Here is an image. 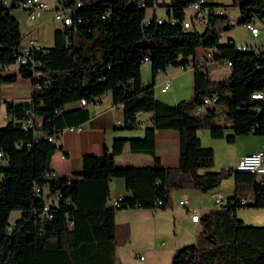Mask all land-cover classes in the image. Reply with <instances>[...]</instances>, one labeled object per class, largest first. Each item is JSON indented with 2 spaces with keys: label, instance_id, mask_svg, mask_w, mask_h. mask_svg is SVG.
Returning a JSON list of instances; mask_svg holds the SVG:
<instances>
[{
  "label": "trees",
  "instance_id": "16d2710c",
  "mask_svg": "<svg viewBox=\"0 0 264 264\" xmlns=\"http://www.w3.org/2000/svg\"><path fill=\"white\" fill-rule=\"evenodd\" d=\"M23 1L0 0V95L2 85L18 75L31 78L34 85L30 99L7 103L11 118L0 126V264H121L117 247L129 240L130 228L116 222L118 209H155L158 200L163 201L158 207L165 208L172 188L208 191L230 175L237 193L225 206L200 215L198 241L178 247L170 264H264V225L244 223L236 214L240 207H264V174L233 166L208 170L214 165V149L203 146L198 135L208 129L228 143L242 134L264 136V48H241L233 38L220 44L221 32L234 25L228 6L205 0L204 6H221L225 12H209L208 24L200 30L183 26L186 7L196 0H170L161 22L155 14L147 20V8L156 0H62L71 9L72 23L55 30L53 45L33 48L18 74H5L22 48L20 21L11 10ZM232 6L240 9L239 23L264 16V0H233ZM218 46V58L231 61L227 76L214 78L207 67L195 66L189 98L171 104L155 96L158 71L187 65L200 47ZM146 57L153 78L143 84ZM106 91L122 103L124 129L139 126L138 113H151L144 135L116 137L111 151L86 154L83 168L71 176L52 175L49 163L61 147L59 133L89 117L87 107L68 109L66 104L93 100ZM206 97L215 100L206 104ZM201 105L205 110L196 112ZM29 110L41 124L23 126ZM156 128L179 131L181 175L155 154ZM126 145L151 154L152 163L118 165L115 156ZM115 176L124 177L130 191L119 206L109 204V181ZM248 183L253 197L245 204L238 191ZM14 210L20 215L12 223Z\"/></svg>",
  "mask_w": 264,
  "mask_h": 264
},
{
  "label": "crops",
  "instance_id": "0c3cea01",
  "mask_svg": "<svg viewBox=\"0 0 264 264\" xmlns=\"http://www.w3.org/2000/svg\"><path fill=\"white\" fill-rule=\"evenodd\" d=\"M53 13L54 10L62 6V0H45ZM124 0H120L123 2ZM214 2L224 4L227 6H232L233 0H212ZM256 1V0H255ZM170 0H156L154 6L150 7L152 10L151 14L147 13L148 17L155 14L158 17L168 16V4ZM21 8V7H20ZM24 9V8H23ZM235 14L237 11V17H241L240 9L238 6H234ZM15 9L11 10V13L18 18L21 25V30L23 32V37L25 32H31L33 30L37 31V35H31L29 41L24 42L22 40V47L27 48L32 44H38L42 47H49L54 43V32L57 28H61L64 25L59 20H54L52 22V34L49 38H42L39 31V23L28 21L26 28L23 26V19L15 13ZM69 13V10H67ZM162 13H159V12ZM227 14L228 8L226 10ZM46 14L45 10H40L34 18L29 19L35 20L37 17H42ZM189 16L190 13H187ZM200 30L204 29V26L198 25ZM33 29V30H32ZM234 29L229 30V32ZM227 38H233L236 44L234 36L229 33ZM237 45V44H236ZM240 46V45H237ZM207 50L215 52V47L205 48L200 47L197 50L198 54L205 53ZM221 48L216 51L214 58L207 61V69L214 78L218 77L212 72L216 71L217 58L221 54ZM226 64V62H225ZM19 63H11L5 67L3 73L5 74H18L19 73ZM144 65V64H143ZM143 65L141 68V81L143 84H148L149 81L144 78ZM227 65V64H226ZM228 66V65H227ZM151 63L147 65V69H150ZM229 70L223 77L227 76L230 72ZM173 66L168 65L165 70H160L155 75L154 80V93L155 96L162 99L168 103H176L183 98L190 96L193 85V72L186 71L188 69H193L191 67L181 68L180 70L173 71ZM152 71V67H151ZM169 83V87L162 91L161 88ZM34 90V85L31 78L23 77L18 75L16 80L10 83H5L2 85L1 95H0V110H3L2 119L0 120V126L5 125L11 118L7 113V103L17 100L30 99L32 92ZM87 107L89 110V117L79 123L81 129H68L64 127L59 133L58 143L61 147L58 148L52 155L49 163L50 171L52 175L62 177L71 176L75 171H79L83 168V159L86 154H102L105 148L111 151L114 145V140L116 137H131V136H142L144 135L145 127L151 123V113L141 112L138 113V119L140 124L135 129H124L122 127L124 122V110L123 106L119 105L114 101L111 91H106L101 95L96 96L88 105H81L78 100L72 101L66 104V108L75 107ZM201 130V129H200ZM198 131V135L201 138L202 145V133ZM226 132H231V128L226 129ZM223 142H219L217 147H214V163L219 156L220 166L228 167L235 166L238 159L249 152L257 151L264 146V136L259 134H242L237 135L236 140L233 143H228L224 137H222ZM209 141V139L207 138ZM211 142V141H209ZM213 144V143H211ZM233 151L232 157L228 158L225 151ZM154 151L155 154L160 158L163 166L172 169V173L175 175H181L182 170L180 168V133L175 128H156L154 133ZM145 154L147 156H140ZM136 157L142 158L146 163H152L153 157L149 153L143 152H133L129 145H126L122 153L115 156V160L122 159L123 161H131ZM143 165V164H141ZM216 170V169H215ZM124 178V177H123ZM215 191H221L227 197H232L237 193V188L235 186L234 175H230L227 179L223 180L220 185L210 189L208 191H201L193 186L185 188H172L169 194V200L165 208H155L153 209H143L139 208L135 213L131 214L129 217L121 219L118 217L116 212V222L129 221L130 228V238L129 240L117 247V258H121L122 246L128 244L130 239L134 237H143L145 235V230L152 225L154 231L156 232L157 224L159 225L162 220L170 217L174 220L176 224V231L171 239V245L168 247V252L173 255L174 251L185 244L196 242L199 239V235L202 231V221L192 220V213H199L202 215L211 208H216L214 202L213 193ZM109 204L113 206L114 201L121 195H129L130 191L127 190L125 179L118 177H112L109 181ZM239 193V191H238ZM240 196V194H239ZM241 198H249L247 196H240ZM181 199H188L189 203L185 206L179 205ZM17 212L15 219L20 215L19 210H14ZM13 212V211H12ZM241 212V216H239ZM237 217L241 218L244 223L264 225V207H242L236 211ZM11 221L12 223L15 221ZM127 223V222H124ZM157 233V232H156ZM149 234V233H148ZM154 236V235H153ZM150 251H155L154 247L149 248Z\"/></svg>",
  "mask_w": 264,
  "mask_h": 264
},
{
  "label": "rangeland",
  "instance_id": "374dc122",
  "mask_svg": "<svg viewBox=\"0 0 264 264\" xmlns=\"http://www.w3.org/2000/svg\"><path fill=\"white\" fill-rule=\"evenodd\" d=\"M227 8H228V12L230 15V20L234 24L233 28H232L234 30L231 32H229V30L222 31L220 34V44H225L228 40L227 35L229 33H231L234 36L237 45H247L248 48H250V49L264 48V22L261 21L260 19L255 20V23L260 28L259 34L257 36H255L254 34L251 33V31L247 27L246 23H239L240 18H236L238 14H237V11L235 14V10H233L234 6H228ZM15 10H16L15 13L19 17H22L21 19H23L22 24H23L24 28H26V24L29 20L33 21V22H37V23H39L38 30L40 29L39 33H40L41 37L45 39V38H49L51 36L52 27H53L52 22L55 20V18L53 17V13L50 9H48V8L43 9V10H45L46 14L44 16H42L41 18L37 17L35 20L28 18V12L26 9L19 7V8H15ZM147 13L151 14L152 10L150 8H147ZM159 13H162V12L160 11ZM187 13H190V12H187ZM37 34L38 33L36 30H33L31 32H25L24 37H23L24 42L29 41L31 35L35 36ZM220 48H221L220 46L215 47L214 54H216V51ZM216 60H217L216 71L212 72V73H214L218 77H223V75H225L227 73V71L229 70V67L225 64L224 59L217 58ZM143 64H144L143 65L144 78L147 79V81H149L148 83H151L152 78H153V73L151 71V67H149L150 69H147V65L150 64V61H148V60L144 61ZM171 66H173V69H172L173 71L180 70L179 66H176V65H171ZM186 71L193 72V69H188ZM192 92H193V85H192V91H191L190 96L192 95ZM190 96H188L187 98H189ZM183 99H186V98H183ZM218 107L221 110V107L219 105H218ZM204 110H205V107L202 106V108L200 109V112H203ZM2 114H3V110L1 109L0 110V120L2 119ZM227 130H228V128H227ZM203 131H204V133H202L203 134L202 135L203 146L212 147L214 149V147L218 146L219 142H223L222 137H220V138L212 137L210 135L208 129H201L200 130V132H203ZM207 138L211 142H209L207 140ZM211 143H213V144H211ZM232 153H233L232 150L224 152V154H226L228 158L232 157V155H233ZM140 156H147V155L141 154V155H139V157ZM139 157H136L134 160H131V161H123L122 159H120V160H117L116 163L118 165L149 164V163H146V161L144 159L139 158ZM215 169L216 170L221 169L219 156H217V160L215 161L214 165L211 168H209L208 170H215ZM202 171H205V169H202ZM116 177L122 178L124 180V178L121 176H116ZM228 177H226L225 179H227ZM239 194H240V196H245V197L249 196L252 198L253 197L252 184H250V183L245 184L239 190ZM157 208H161V207H157ZM240 208H242V207H240ZM247 208H251V206H246V209ZM143 209H146V208H143ZM162 209H164V208H162ZM136 210H139V208L136 207V208L118 209L117 215L121 219H124L125 217H129L131 214L135 213ZM241 214L242 213L239 212L238 215L241 216ZM16 215H17V212L13 211L10 215V221H13L15 219ZM124 222H127L130 224L129 221L118 222V224H122ZM175 225L176 224L174 223V220L170 217L166 218L165 220H162V222H160L159 225L157 224V228H156L157 233L154 231V228L152 227V225H150L145 230V232L146 231L147 232L145 233V235L143 237H134L133 239H130L128 244H125L124 246H122V249H121V258L122 259H119L120 263L121 264H170L172 255L169 254L168 247L171 245V239L173 237V234L176 231L177 226L175 227ZM193 243H195V242H193ZM189 244H191V243H189ZM185 245H187V244H185ZM150 247H154L155 251L154 252L150 251L149 250ZM137 252L142 254L144 256V258L141 259L138 256H136Z\"/></svg>",
  "mask_w": 264,
  "mask_h": 264
},
{
  "label": "built area",
  "instance_id": "2783aa9c",
  "mask_svg": "<svg viewBox=\"0 0 264 264\" xmlns=\"http://www.w3.org/2000/svg\"><path fill=\"white\" fill-rule=\"evenodd\" d=\"M205 2V0H196L191 2L190 4H188V6L186 7V16L183 20V26L185 28H190V27H198V25L201 26H206L208 24V14L211 11L217 12V13H223L225 12V9L221 6H214L213 8L210 6H204L203 3ZM5 3H9V0H5ZM80 2L78 1L76 3V5H79ZM21 8H24L27 10L28 15L30 18H34L37 14L38 11L43 10V9H47L49 7L48 3L45 0H25L23 2L20 3L19 5ZM69 10V13L68 11ZM187 12H190V15H187ZM54 18L56 20H59L60 22H62L63 25H70L72 23V15H71V9L67 6H65V4L62 1V6L58 7L57 9L54 10ZM150 17H147V20H149ZM163 17H158V21H162ZM171 20L174 21V18L171 17ZM261 21L264 22V16L261 19ZM247 27L250 29L251 33L254 34L255 36H257L260 32V28L259 26L255 23V21L252 22H248ZM35 47H40L38 44H32L30 47L24 48L22 47L20 50V55L18 56L17 62L20 64L22 62H26L28 60V57L32 51L33 48ZM238 47L241 48H245L247 47V45H240ZM214 58V53L211 50H207L205 53L202 54H198L196 53V55L192 56L190 58V61L187 65H181V68H194L195 66H201V67H206L207 65V61ZM146 60L148 59V57L145 58ZM226 64L228 66L231 65V61L230 60H225ZM1 68V66H0ZM41 73L40 72H36V75L39 76ZM169 87V83H166L161 90L165 91L167 88ZM254 96L256 97H260L262 96V93H256L254 94ZM215 98L214 97H206L204 99V102L206 104L212 103L214 102ZM92 100H88L86 98H81L80 99V104L81 105H88ZM119 105H122L121 102H118ZM202 108L201 106H198L196 108V112H200V109ZM28 113L30 114L28 118H26L23 121V126L26 128H32L33 126H35L36 124L39 125L42 122V119L39 117H35L33 112L31 110L28 111ZM68 129H81V125H73V126H68ZM49 139L54 140L53 136H49ZM1 155V153H0ZM241 165H252V172H255L257 174H264V146L262 149L257 150V151H253V152H249L246 153L244 155H242L236 165L234 166L236 170H239V167ZM39 190V188H38ZM214 196V202H215V206L216 208H221L223 206H225L226 204H228V197L222 193L221 191H215L213 193ZM123 199V195L118 196V198L114 201V205L115 206H119L120 202ZM249 201V199L244 198L241 200L242 203L247 204ZM158 206L163 204L162 200H158L157 201ZM189 203L188 199H181L179 201V205L181 206H185ZM191 218L192 220L198 221L200 219V214L199 213H192L191 214ZM136 256H138L139 258H144V256L142 254H140L139 252L136 253Z\"/></svg>",
  "mask_w": 264,
  "mask_h": 264
},
{
  "label": "bare ground",
  "instance_id": "6f19581e",
  "mask_svg": "<svg viewBox=\"0 0 264 264\" xmlns=\"http://www.w3.org/2000/svg\"><path fill=\"white\" fill-rule=\"evenodd\" d=\"M239 171L252 172V165H241Z\"/></svg>",
  "mask_w": 264,
  "mask_h": 264
},
{
  "label": "water",
  "instance_id": "95a60500",
  "mask_svg": "<svg viewBox=\"0 0 264 264\" xmlns=\"http://www.w3.org/2000/svg\"><path fill=\"white\" fill-rule=\"evenodd\" d=\"M237 171H239V170H237ZM239 172H246V171H239Z\"/></svg>",
  "mask_w": 264,
  "mask_h": 264
}]
</instances>
